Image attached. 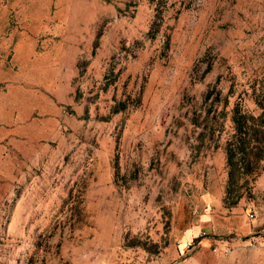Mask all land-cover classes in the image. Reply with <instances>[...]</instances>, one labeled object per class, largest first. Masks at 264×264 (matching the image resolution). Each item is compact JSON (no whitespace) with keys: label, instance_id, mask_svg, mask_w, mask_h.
I'll use <instances>...</instances> for the list:
<instances>
[{"label":"rangeland","instance_id":"374dc122","mask_svg":"<svg viewBox=\"0 0 264 264\" xmlns=\"http://www.w3.org/2000/svg\"><path fill=\"white\" fill-rule=\"evenodd\" d=\"M262 88L264 0H0V264H179L199 226L189 264H264V169L224 204Z\"/></svg>","mask_w":264,"mask_h":264},{"label":"trees","instance_id":"16d2710c","mask_svg":"<svg viewBox=\"0 0 264 264\" xmlns=\"http://www.w3.org/2000/svg\"><path fill=\"white\" fill-rule=\"evenodd\" d=\"M210 93L207 94V99ZM218 98V101H222ZM254 100L260 109L253 113L237 104L232 114L234 132L226 143V163L229 179L226 186L224 204L236 206L243 197L241 187L255 180L264 169V88L255 95ZM127 105L116 106L113 113L125 109ZM197 238L196 241H199Z\"/></svg>","mask_w":264,"mask_h":264},{"label":"crops","instance_id":"0c3cea01","mask_svg":"<svg viewBox=\"0 0 264 264\" xmlns=\"http://www.w3.org/2000/svg\"><path fill=\"white\" fill-rule=\"evenodd\" d=\"M205 227H207V225ZM200 229H201V226L191 228L189 230V232H186L183 235V239L186 241H188L189 239H196L198 237V233L200 232ZM196 242L198 244L196 250L193 253H190V255H188L189 257L183 256V261H181L179 264H189V261L192 257L196 256L197 253L205 250L209 246L210 239L209 238H203V239H200L199 241H196ZM198 248H199V250H198ZM196 251H197V253H195ZM180 254H183V247L182 246H180Z\"/></svg>","mask_w":264,"mask_h":264},{"label":"built area","instance_id":"2783aa9c","mask_svg":"<svg viewBox=\"0 0 264 264\" xmlns=\"http://www.w3.org/2000/svg\"><path fill=\"white\" fill-rule=\"evenodd\" d=\"M254 215H255V213L254 212H251L250 216L251 217H254ZM222 243H223V241L219 242V245L217 247H215L214 250L217 251L218 250V247L221 248ZM197 245H198L197 242L187 241L186 243L182 244L181 246L183 247V252L184 251H187V253H189V252L192 253L197 248ZM229 250H230V248L225 247V251L226 252L229 251Z\"/></svg>","mask_w":264,"mask_h":264}]
</instances>
